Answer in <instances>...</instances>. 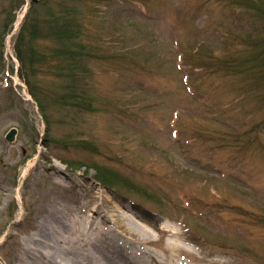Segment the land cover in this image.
Instances as JSON below:
<instances>
[{
  "label": "rangeland",
  "instance_id": "rangeland-1",
  "mask_svg": "<svg viewBox=\"0 0 264 264\" xmlns=\"http://www.w3.org/2000/svg\"><path fill=\"white\" fill-rule=\"evenodd\" d=\"M20 1L0 0V264H22L44 216L80 221L95 203L86 227L115 222L137 241L135 219L159 260L175 231L190 252L174 264H264V73H226L217 60L202 69L195 53L240 57L244 37H264V15L234 0H64L78 9L83 40L119 55L95 46L72 76L63 58L35 70L17 58L30 6L38 17L59 3ZM32 45L55 49L50 36ZM97 168L116 182L103 184ZM125 207L134 218L122 219Z\"/></svg>",
  "mask_w": 264,
  "mask_h": 264
},
{
  "label": "bare ground",
  "instance_id": "bare-ground-1",
  "mask_svg": "<svg viewBox=\"0 0 264 264\" xmlns=\"http://www.w3.org/2000/svg\"><path fill=\"white\" fill-rule=\"evenodd\" d=\"M98 208L99 206L95 203L85 214H81L83 221L81 225L78 224L81 220L79 221L77 216L72 223H66L63 220L65 218L59 214L44 216L39 222H42L40 228L27 238L30 245L25 246L24 254L20 256L21 263L31 264L27 259L34 256L36 260H39L35 264H143L145 259L143 256L147 255L146 262L156 260L160 264H174L172 259L176 256V252L180 255L190 252L174 241L178 238L175 231H168V241L163 246V251L170 261L164 257L159 260L160 256L153 254L150 250L146 251V245L152 242L150 229L135 219L130 220L132 224H129V227H132L130 230L137 241L127 240L123 235L117 234L114 229L115 222L112 223L113 227L107 224L106 228L110 227L108 230L106 228L101 230L93 225L86 227L84 224L90 218H94L92 213L96 215L95 213L99 212ZM116 212H120V209L116 208ZM131 212V207H125L126 216L123 214L125 218L122 217V219L127 220V217H133ZM163 224L164 222L160 224V227L166 229ZM114 252L116 256L109 255Z\"/></svg>",
  "mask_w": 264,
  "mask_h": 264
},
{
  "label": "trees",
  "instance_id": "trees-1",
  "mask_svg": "<svg viewBox=\"0 0 264 264\" xmlns=\"http://www.w3.org/2000/svg\"><path fill=\"white\" fill-rule=\"evenodd\" d=\"M64 0H59L54 9H50L46 12V15L35 17L32 13L33 5L30 6L29 11L24 17V21L21 25L20 31L16 38L15 50L18 59L22 62V65L32 66V70H35V65L40 62L46 61L48 56L51 58H63L62 60H69L70 65L67 63L65 68L70 71L69 74L76 75L74 72L75 69L82 70L81 61L83 57H97L94 55V50L102 52L100 57L109 59H117L119 55L112 54L109 50H105L104 47L98 46L97 43L87 39V42L83 40L84 29L81 28V20L78 17V9L72 8L70 6L63 4ZM105 1V0H100ZM109 0H106V2ZM235 4L242 9L255 8L260 14L264 15V9L257 3V0H234ZM21 4H24V0L20 1ZM20 4V5H21ZM8 20L5 22L7 26L13 21V18L7 17ZM5 33V31H4ZM87 33V32H86ZM90 36V33H88ZM45 36H50L55 42V49L53 52L48 55L44 52L39 53L36 50L32 42L38 39H41ZM244 49L241 52L240 57L231 58L226 60L223 58H217V55L212 54L213 49H207L205 47H197L195 53L198 52V66L203 67L207 66V62L212 60H217L219 62V67L222 71L226 73H234L239 76H245L248 73L255 76L257 81H261L259 78L262 77L264 73V37L260 39H252L250 37H244L241 40ZM106 51L104 53V50ZM103 50V51H102ZM53 56V53H55ZM216 57V58H215ZM213 64V63H211ZM211 64L209 65L212 68ZM78 65V66H77ZM214 64V68H215ZM208 68L206 67V70ZM252 71V72H249ZM264 77V76H263ZM76 167L80 165H75ZM97 178L100 179L105 185H112L115 180V176L112 175V178L104 175L103 169H99Z\"/></svg>",
  "mask_w": 264,
  "mask_h": 264
},
{
  "label": "water",
  "instance_id": "water-1",
  "mask_svg": "<svg viewBox=\"0 0 264 264\" xmlns=\"http://www.w3.org/2000/svg\"><path fill=\"white\" fill-rule=\"evenodd\" d=\"M16 133V129H12L8 134H7V140L8 141H12L14 139Z\"/></svg>",
  "mask_w": 264,
  "mask_h": 264
}]
</instances>
